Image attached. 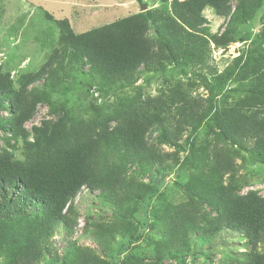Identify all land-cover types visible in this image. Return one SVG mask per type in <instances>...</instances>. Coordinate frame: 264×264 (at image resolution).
I'll return each mask as SVG.
<instances>
[{"label": "rangeland", "instance_id": "rangeland-1", "mask_svg": "<svg viewBox=\"0 0 264 264\" xmlns=\"http://www.w3.org/2000/svg\"><path fill=\"white\" fill-rule=\"evenodd\" d=\"M182 1L139 0L146 9L169 15ZM242 1L244 8L233 19L238 0H223L229 8L223 15L210 6L202 9L204 20L198 26V34L207 39L208 45L203 61L189 64L185 75L170 66L157 72L138 68L127 85L111 82L114 84L83 87L79 84L80 63H67L59 68L58 78L71 87L69 94H56L51 103L35 99L27 91L42 83L36 80L23 91L26 98L21 115L11 112L10 95L1 91L0 155L22 162L54 139L48 136L60 137L72 124L78 131L99 134L106 124L109 128L122 124L125 110L137 105L158 114L154 122H149L152 117L144 122L136 117V123L144 131V143L158 147L161 160L155 158L139 168L115 161L121 169L81 187L63 211V218L38 231L36 264L245 263L250 254L247 238L239 229L228 226L227 219L238 196L264 199V127L260 124L264 102L255 103L251 98L246 105L244 92L253 85L264 90V80H260L264 41L255 46L249 66L243 67L247 50L254 48L250 39L264 24V0ZM137 12H142L138 0H0L1 82L21 88L19 79L38 70L46 60L54 66L50 57L57 47V22L61 19H67L71 30L80 33ZM228 26L230 39L223 44L220 35ZM146 32H152L149 22ZM240 35L249 38L241 40ZM214 37L219 38L218 42ZM80 66L83 71L88 70L87 65ZM234 66L236 70L226 87L234 89L237 98L219 96L218 105L220 115L223 106L234 109L231 129L240 131L238 142L232 144L229 133L220 137L204 124L196 142V146L202 145L208 151L203 166L181 163L187 154L193 157L185 142L189 132V122L185 120L198 112L197 107L204 105L207 98V91L191 71L211 77ZM185 96L195 108L189 106ZM238 100L245 107L232 106ZM61 104L65 106L62 111ZM7 118H13L16 124L5 128ZM164 130L173 135V140H169L173 146L159 143V132ZM107 155V161L113 162ZM103 172L104 169L100 176ZM28 211H38L36 204ZM25 225L24 222L23 229ZM9 226L8 230H0V264H9L15 249L23 244L20 228L14 221ZM256 251L264 254V228Z\"/></svg>", "mask_w": 264, "mask_h": 264}, {"label": "trees", "instance_id": "trees-1", "mask_svg": "<svg viewBox=\"0 0 264 264\" xmlns=\"http://www.w3.org/2000/svg\"><path fill=\"white\" fill-rule=\"evenodd\" d=\"M206 6L216 9L220 15L227 14L229 9L223 0H183L180 6L174 9L173 15L165 11L155 12L146 9L111 24L80 33H74L69 21L61 19L57 22L59 27L57 47L53 49L50 57V62L55 63L54 66L46 60L38 70L19 79L21 88H11L9 83L5 84L6 82L0 80L3 84L0 86V93L3 94L1 91H4L10 95L8 98L11 99L13 106L11 112L15 114L20 112L21 115L22 102L26 98L23 91L36 80H42V83L27 91L28 95L35 99H44L51 103L50 99L56 94L62 96L69 94L71 87L63 85L58 78L59 68L63 69L67 63L70 65L73 62L80 63L79 71L77 68L76 70L81 77L79 84L83 87L91 86L93 83L114 84L111 82H122L127 85L138 68L157 72L162 68L166 69L165 66H170L171 70L185 75L188 73L189 64L203 61L208 45L207 39L198 34L201 33L198 26L204 20L201 11ZM243 8V1L238 0L231 19L235 18L237 13H241ZM148 22L152 31L150 35L146 32ZM229 30L228 26L220 35L223 44L230 39ZM248 38L240 35L241 40ZM214 39L216 42L219 40L215 37ZM263 41L264 24L260 32L250 39L251 47L254 48L247 50L243 67L249 66L255 46L261 45ZM80 65H87L88 70L83 71ZM235 70V66L230 67L224 74L211 77L200 71H191L207 91V98L204 105L199 104L197 107L198 112H193L185 120L189 122L185 142L187 150L193 153V157L190 158V154H187L181 163H191L194 167L203 166L208 151L206 153V147L202 145L196 146V142L198 131L204 124L220 137H226L229 133L232 144L238 142L240 131L231 129L235 117L234 109L223 106L220 115L218 105L219 96L237 98L234 95L236 91L226 87ZM260 80H264V70ZM244 92L247 98L246 105L251 98L255 103L264 102L262 88L253 85ZM185 99L191 108H195L187 96ZM232 106L245 107L239 100ZM61 107L62 111L65 106L61 104ZM127 110L128 114L134 116L129 117ZM127 110L122 118L124 121L122 124L118 123L111 128L106 124L104 126L109 130L105 128L99 134L78 131L76 125L72 124L70 130L63 131L65 133L62 136H48L54 139L47 141L41 151L36 150L38 153L27 155L23 162L0 155V225L8 222L0 230H8L9 224L14 221L16 228H20L19 234L23 238V244L15 249L9 264H36L38 231L43 229L44 225L47 228L52 222L63 218V211L68 209L69 201L81 187L91 185L93 181L104 179L105 176H110L121 169L122 167L116 165L115 161L124 165L129 163L139 168L155 158L161 160L157 153L158 147L151 148L144 143V131L136 123V117L143 122L147 117H152L149 122H154L158 114L144 111L142 105ZM7 121H4L5 128L16 124L13 118H7ZM260 124L264 127V119ZM86 128L91 129L89 126ZM169 136L171 137L168 131L167 134L166 130L160 131L159 143L173 146L169 141L173 140V135L171 138ZM38 137L36 131V141ZM261 143L264 145V142ZM197 150L200 151L198 155ZM107 154L111 156L113 162L107 161ZM103 169L104 172L100 176ZM233 202L227 223L228 226L239 229L247 238L250 254L245 263L232 264H264V254L256 251L264 228V199L245 194L238 196ZM35 204L38 211L30 214L28 209ZM24 222L26 225L23 229Z\"/></svg>", "mask_w": 264, "mask_h": 264}, {"label": "water", "instance_id": "water-1", "mask_svg": "<svg viewBox=\"0 0 264 264\" xmlns=\"http://www.w3.org/2000/svg\"><path fill=\"white\" fill-rule=\"evenodd\" d=\"M138 3H139V9H140L141 11H145V10H146V4H145V3H141V2H139V0H138Z\"/></svg>", "mask_w": 264, "mask_h": 264}]
</instances>
